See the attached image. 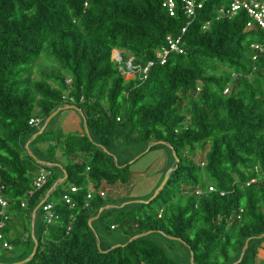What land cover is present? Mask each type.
Segmentation results:
<instances>
[{
    "label": "trees",
    "instance_id": "1",
    "mask_svg": "<svg viewBox=\"0 0 264 264\" xmlns=\"http://www.w3.org/2000/svg\"><path fill=\"white\" fill-rule=\"evenodd\" d=\"M162 3L0 0V180L10 215L0 228V250L8 241L19 248V260L32 253V212L67 175L47 197L57 203L59 220L46 223L38 209L36 253L19 264H183L169 257L154 236L181 243L196 264H233L247 239L238 264L259 259L264 241V28L247 29L244 10L217 18L218 7L229 0H208L192 18L181 0L174 15ZM169 35L181 36L184 52H172L160 64L156 52ZM114 49L124 59L132 55L134 76L122 72ZM44 56L57 68L34 76ZM67 104L81 108L89 135L84 127L81 132L49 129L59 111L32 139L45 119ZM35 117L40 122L30 124ZM29 140L33 154L50 166L33 159L26 149ZM159 141L165 143L141 150ZM137 148L142 155L156 148L168 151V168L174 169L164 187L149 202L103 210L90 226L102 206L129 199L111 201L97 191L87 199L89 186L128 184L129 154ZM57 150L70 157L67 164L54 163ZM198 152L204 154L196 160ZM42 167L52 174L28 195ZM71 185L79 187L72 194L73 208L60 201ZM15 217L23 219L24 240L21 233L11 234ZM118 228L125 245L111 249L100 233Z\"/></svg>",
    "mask_w": 264,
    "mask_h": 264
},
{
    "label": "rangeland",
    "instance_id": "2",
    "mask_svg": "<svg viewBox=\"0 0 264 264\" xmlns=\"http://www.w3.org/2000/svg\"><path fill=\"white\" fill-rule=\"evenodd\" d=\"M117 51L119 52L118 49L113 51V57L116 56L115 53ZM126 56L127 59L132 58V55L128 53ZM52 68L56 69L57 65L53 62L52 58L44 56L40 60L39 67L36 68L37 72L34 74V76H37L43 69L51 70ZM125 75L127 78L134 76L133 72ZM83 127L84 123L81 113L75 109L67 108L59 112V114L51 122L49 129L57 131L63 130L65 132H75L82 131ZM46 145L47 143L40 144L41 147H44ZM148 146L149 145H147L146 147L142 146L141 150L145 149L146 152ZM125 149L126 147L124 146H121L119 148L120 151H125ZM141 150L140 148H137V150H132L129 154L133 157L131 160L142 154L140 153ZM202 154H204V152H198L195 159L198 160ZM69 159L70 157L68 155H65L60 150H57L53 161L55 164L62 166L67 164ZM168 163L169 154L165 148L153 149L137 158L135 162L131 163L130 170L132 171V175L128 184H116L114 186L106 185L98 190H95L94 188L91 190L93 193L95 191H101L103 193V196L111 201H121L124 198L129 199V201L149 200L163 182L165 175L170 168H168ZM124 203L125 202L121 204H113L119 206ZM100 236L103 243H105L106 245L114 246L124 241V235L119 228L112 231V233L103 230L100 233ZM154 238L164 246L169 257L183 264H192L191 253L187 251L184 245L161 236H154ZM19 253V248H14L12 250H0V262H20L21 260H19ZM256 264H264V251L262 249L259 251V259L257 260Z\"/></svg>",
    "mask_w": 264,
    "mask_h": 264
},
{
    "label": "built area",
    "instance_id": "3",
    "mask_svg": "<svg viewBox=\"0 0 264 264\" xmlns=\"http://www.w3.org/2000/svg\"><path fill=\"white\" fill-rule=\"evenodd\" d=\"M183 2V7L185 12L189 17H194L196 15V11L199 8H202L206 1L208 0H181ZM162 4L164 7L167 8L170 15H174L176 11V0H162ZM240 10H244L248 16V21L246 23V28H254V27H261L264 28V0H229L228 4L221 5L217 9L218 16L220 17H233L235 16ZM209 25V22L204 26L207 27ZM186 31V27L182 29V32ZM167 45L161 47L156 52V57L159 60L160 64H165L168 56L172 52H184V48L182 46V38L181 36L174 37V36H167ZM252 46L255 49H260L261 47L258 44H252ZM117 50V49H114ZM113 50V51H114ZM116 56L112 57L115 61L118 63H122L120 66V69L124 74L136 72L135 67L131 64L130 59H124L122 52L119 50L117 51ZM153 64L152 61L148 62V64L145 66V68L141 69V72L143 74H146L148 71V68ZM235 75V74H234ZM236 76V75H235ZM70 82V80H68ZM230 89L227 87L225 89V93L229 92ZM40 122L39 117L31 118L29 121L30 124H36ZM1 167V165H0ZM52 172L47 167L40 168L37 175L34 177L32 182V189L28 191V195H32L36 189L41 188L50 178ZM250 182H255V179H251ZM249 182V183H250ZM5 189V184L1 182L0 180V214L2 216V221L0 222V228H3L6 221L10 219V215L7 213V207H8V201L3 195V191ZM92 185L89 186L88 193L86 198L90 199L92 197ZM79 187L75 185L69 186L66 192L63 193V195L60 198V201H62L64 204L69 205L71 208L75 207L76 202L72 196V194L78 192ZM209 191H214V186L208 187ZM100 195L103 196V193L101 191H97ZM195 193L197 195H201L203 193L201 188L195 189ZM88 205V201H85V206ZM27 206V200L23 199L21 201V207ZM40 208H42L43 213V219L46 223H52L57 222L60 218V214L57 211V203L55 201H48L47 199L43 201L40 205ZM240 217V214L238 215ZM72 220L69 221L68 224V230L71 228ZM3 238V233L0 231V239ZM2 247L4 249L12 250L13 245H11L8 241H3Z\"/></svg>",
    "mask_w": 264,
    "mask_h": 264
},
{
    "label": "water",
    "instance_id": "4",
    "mask_svg": "<svg viewBox=\"0 0 264 264\" xmlns=\"http://www.w3.org/2000/svg\"><path fill=\"white\" fill-rule=\"evenodd\" d=\"M67 108H69V109H75V110L79 111L80 113H82L81 108H79V107H78L77 105H75V104H67V105H65V106H63V107H59V108H57L54 112H52V113H51V114L45 119V121H44V123L42 124L41 128H40L36 133H34V135L32 136V139H35L39 134H41V133L44 131V129L46 128V126L48 125V123L50 122V120H51L53 117H55V116L58 114L59 111H61V110H63V109H67ZM84 128H85L87 134L89 135V133H88V129H87V125H86V122H85V121H84ZM32 139H31V140H32ZM31 140H29V141L26 143V149H27V151L29 152V154L33 157V159H34L38 164H40V165H45V166H50V164H49L47 161H45V160H41V159H39L36 155L33 154V152L31 151V149H30V147H29V144H30ZM158 143H165V142H164V141L154 142V143H152V144H150V145L148 146V148H147L146 151H148V150L150 149L151 145H156V144H158ZM169 146H170V145H169ZM170 147H171V146H170ZM173 154H174V156H176V153H175L174 150H173ZM140 156H142V154H140L139 156H137L135 159L131 160L130 163H133V162H134L137 158H139ZM176 160H177V157H176ZM115 162H116V164H118V161H117L116 158H115ZM173 169H174L173 167H170V168L168 169V171H167V173H166V175H165V178H164L163 182L161 183L160 187L157 189V191L154 193V195H153L149 200H131V201H127V202H125L124 204L119 205V206H124L125 204H127V203H132V202H137V203L149 202L150 200H152V199H154L155 197H157V195L160 193V191H161L162 188L164 187L165 183L167 182V180H168V178H169L171 172L173 171ZM66 178H67V175H66V173H64V176L61 177L59 180H57V181L53 184L52 188L48 191V193L46 194L45 198L41 201V203H42L43 201H45V200L47 199V197L50 195V193L53 191V189H55L60 183H63V182L65 181ZM41 203H40L37 207H35V209H34L33 212H32V219H31V235H32V238H33V240H34V242H35V245H34V248H33V250H32V253H31L27 258L21 260L20 262H14V263H2V262H0V264H19V263H24V262H27L28 260H30V259L35 255L36 250H37V246H38L37 239H36V237H35V220H36V213H37L38 209L40 208ZM113 207H118V206L115 205V204H107V205H105V206H102V207L99 209L98 213H97L94 217H92V218L89 219V221H88L89 225H90V226H93V225H92L93 221H94L95 219H97V218L100 216V214L102 213L103 210H105V209H109V208H113ZM151 232H152V231L149 230V231H144V232L138 233V234L132 236L131 238H129L128 242H131V241H133V240H135V239H137V238H139V237L145 236V235H147V234H149V233H151ZM95 234H96V237H97V246H98V248H99L100 250H102V248H101V242H100V240L98 239V235H97V233H95ZM263 236H264V233L260 235V237H263ZM170 237H171V238H174V239H179V240H181L180 238H176V237H174V236H170ZM128 242H127V243H128ZM248 243H249V239L246 240V243H245V245H244V247H243V249H242V252H241L240 258H239L235 263H233V264H238V263L241 261V259L243 258L244 254H245V251H246V249H247V247H248ZM122 245H125V244H122V243H120V244H116V245L112 246L111 249L116 248V247H120V246H122ZM191 261H192V264H196V263L194 262V256H193V254H191Z\"/></svg>",
    "mask_w": 264,
    "mask_h": 264
},
{
    "label": "crops",
    "instance_id": "5",
    "mask_svg": "<svg viewBox=\"0 0 264 264\" xmlns=\"http://www.w3.org/2000/svg\"><path fill=\"white\" fill-rule=\"evenodd\" d=\"M57 166H59V165H57ZM22 223H23V219L22 218H18V217L13 218L12 221H11V224H12L11 234L13 235V234H15V232L21 233L23 235V240H24L26 238V234L24 233V230L22 228L23 227ZM262 250L264 251V245H263V249Z\"/></svg>",
    "mask_w": 264,
    "mask_h": 264
}]
</instances>
